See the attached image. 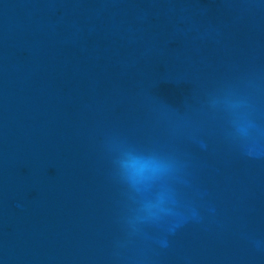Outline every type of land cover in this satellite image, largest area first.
<instances>
[{
  "label": "water",
  "instance_id": "1",
  "mask_svg": "<svg viewBox=\"0 0 264 264\" xmlns=\"http://www.w3.org/2000/svg\"><path fill=\"white\" fill-rule=\"evenodd\" d=\"M247 80L264 121L259 0H0V264H264V160L207 106ZM111 134L177 155L215 214L129 238Z\"/></svg>",
  "mask_w": 264,
  "mask_h": 264
},
{
  "label": "clouds",
  "instance_id": "2",
  "mask_svg": "<svg viewBox=\"0 0 264 264\" xmlns=\"http://www.w3.org/2000/svg\"><path fill=\"white\" fill-rule=\"evenodd\" d=\"M259 3L264 5V0ZM255 88L252 80L225 85L209 95L207 106L224 118L229 142L248 159L264 160V121L257 116ZM193 142L206 150L202 139L195 137ZM102 148L110 158L114 179L125 188L130 202L122 218L129 238L151 240L167 249L170 237L186 223L200 222L205 212L215 214L214 207L201 209L194 202L203 200L206 193L192 190L185 164L177 155L141 149L114 134L104 138ZM186 191H192L193 199L186 198ZM253 243L264 247V241Z\"/></svg>",
  "mask_w": 264,
  "mask_h": 264
}]
</instances>
